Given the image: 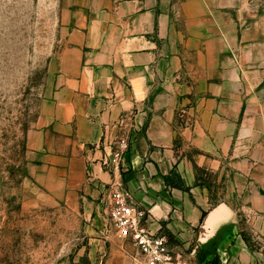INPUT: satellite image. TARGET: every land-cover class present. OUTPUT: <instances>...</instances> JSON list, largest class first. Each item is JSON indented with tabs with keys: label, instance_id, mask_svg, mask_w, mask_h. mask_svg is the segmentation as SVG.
<instances>
[{
	"label": "crops",
	"instance_id": "obj_1",
	"mask_svg": "<svg viewBox=\"0 0 264 264\" xmlns=\"http://www.w3.org/2000/svg\"><path fill=\"white\" fill-rule=\"evenodd\" d=\"M249 11V0H65V41L26 134L30 179L90 213L123 184L189 264L188 250L199 256L218 233L198 264H264L238 234L234 203L212 207L197 176L206 168L223 189L244 191L264 175V70L236 54L253 44ZM182 108L192 121L182 122ZM133 112L131 149L108 168L102 159Z\"/></svg>",
	"mask_w": 264,
	"mask_h": 264
},
{
	"label": "rangeland",
	"instance_id": "obj_2",
	"mask_svg": "<svg viewBox=\"0 0 264 264\" xmlns=\"http://www.w3.org/2000/svg\"><path fill=\"white\" fill-rule=\"evenodd\" d=\"M64 3L0 0V264H137L132 245L118 237L108 217L109 192L90 213L81 202L52 196L27 173L26 134L48 93L51 61L65 41ZM249 5L243 17L253 44L236 54L246 67L260 64L264 70V42H256L264 36V0H249ZM187 118L182 122L193 120ZM197 176L212 207L234 203L238 234L264 257L263 171L255 174L261 182L244 191L223 189L206 168H198ZM188 256L191 264L201 260L189 250Z\"/></svg>",
	"mask_w": 264,
	"mask_h": 264
},
{
	"label": "built area",
	"instance_id": "obj_3",
	"mask_svg": "<svg viewBox=\"0 0 264 264\" xmlns=\"http://www.w3.org/2000/svg\"><path fill=\"white\" fill-rule=\"evenodd\" d=\"M178 114L183 119L190 117L187 108L180 109ZM136 117L135 112L122 117L112 154L102 159L104 166L116 169L122 164L131 149L133 132L138 127ZM139 204L136 192L120 183L112 188L107 197L108 217L118 237L132 245L137 264H189L184 253L172 245L167 234L156 233L147 226L148 213Z\"/></svg>",
	"mask_w": 264,
	"mask_h": 264
},
{
	"label": "trees",
	"instance_id": "obj_4",
	"mask_svg": "<svg viewBox=\"0 0 264 264\" xmlns=\"http://www.w3.org/2000/svg\"><path fill=\"white\" fill-rule=\"evenodd\" d=\"M168 182H169V179H168ZM205 213L206 212H204V215H205ZM220 238H221V233H218L214 238H212L208 242L206 247L201 249V251L199 253V257L203 259V258H206L209 255L213 254L216 251V248L219 244ZM170 240H171V238H170Z\"/></svg>",
	"mask_w": 264,
	"mask_h": 264
}]
</instances>
